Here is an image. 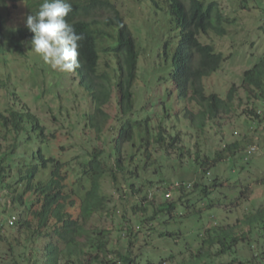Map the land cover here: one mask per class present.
I'll use <instances>...</instances> for the list:
<instances>
[{
    "label": "trees",
    "instance_id": "trees-1",
    "mask_svg": "<svg viewBox=\"0 0 264 264\" xmlns=\"http://www.w3.org/2000/svg\"><path fill=\"white\" fill-rule=\"evenodd\" d=\"M147 1L157 11L167 9L172 16L169 27L176 31L154 43V67L148 74L150 80L142 82L145 88L150 84L165 87V96L151 102L153 108L161 107L164 114L152 110L138 119L146 108L139 105L137 91L141 85L138 71L142 53L133 30L117 7L111 4L114 15L103 21L105 28L97 25V20L82 17L105 3L102 0H87L86 5L69 0L73 10L66 17L84 37L78 49L80 67L75 71L93 106L86 128H93L98 134L87 138L85 134H73L81 142L72 140L64 144L56 130L46 132V125L30 108L0 109V264H264V207L238 216L233 222L227 220L228 214L225 219L219 218L220 222L212 223L211 218L217 219L220 211L228 213L233 208H223L230 203L225 201L229 195L223 191L220 173L212 179L207 174L241 151L247 145L245 136L226 142L214 150L213 156H193L178 144L180 130L169 127L174 114L166 106L168 98L176 102L183 99L187 103L185 117L204 130L209 123L244 105L241 88L247 101L244 113L253 124L262 125L259 109L264 106V52L258 62L243 72L241 84H233L225 96L208 93L205 79L217 72L228 56L215 44L204 43L201 36L209 32L226 36V23L233 22V18L227 16L218 0ZM28 3L35 13L42 2ZM6 21L0 8V57L13 52L26 56L24 42L31 40L33 34L25 25L10 29ZM258 29L264 33V23ZM259 42L251 41L252 45ZM102 54L109 58L108 67L109 60L115 62L113 74L108 70L99 72ZM115 91L119 107L116 122L109 129L111 134H102L112 118L106 106ZM102 135L106 136L104 147L97 144ZM173 148L176 150L172 151ZM152 157L154 161L174 160L170 168L175 170L192 160L197 164V173L203 174L195 180L190 193H184L186 183H171L169 186L175 185L181 193L176 200H167L158 208L142 200L132 206L138 218L132 222H137L141 229L147 226L152 235L158 231L159 239L165 242V252L157 245L146 248L140 243L134 224L124 227L121 222L123 239H127L122 248L109 240L111 228L94 221L96 214L102 218L115 213L110 206L112 197L104 190L105 182L110 181L117 192L133 189L135 180L147 173V159ZM119 174L123 175V182ZM4 197H9L13 205L8 215L1 201ZM150 209L152 213L145 217ZM206 210H211L210 219L200 225L198 221ZM13 216L16 221L12 225L9 220ZM160 224L166 229L158 230ZM195 227L200 232L189 238V231ZM193 241L199 244L194 246ZM153 250L159 252L152 256ZM247 250L252 253L248 257L244 253Z\"/></svg>",
    "mask_w": 264,
    "mask_h": 264
},
{
    "label": "rangeland",
    "instance_id": "rangeland-1",
    "mask_svg": "<svg viewBox=\"0 0 264 264\" xmlns=\"http://www.w3.org/2000/svg\"><path fill=\"white\" fill-rule=\"evenodd\" d=\"M28 1L2 0L0 2V8L7 18L8 28L15 30L17 27L25 25L26 16L32 12ZM31 1L38 4L43 2V0ZM78 1L82 5L88 4L87 0ZM218 1L223 6L227 16L233 18V22L226 23L228 34L219 36L214 32H209L203 34L201 40L204 43L215 44L219 51L228 56L222 67L205 79V87L208 93L218 92L225 96L233 84H241L243 72L258 62L264 52V33L258 29L259 25L264 23V0ZM102 2L105 3L97 4L100 6L93 7L91 13L81 16L90 21L97 20L100 22L97 25L105 28L103 21L114 15V11L111 9V4H113L133 30L142 53L138 71V79L141 82L139 84L141 85L137 87V91L140 93L138 94L140 96L139 105L143 104L146 107L144 111L138 114V119L142 120L147 116L146 113L149 114L152 110L164 114L161 112V107L155 105L153 108L154 105L151 102L160 99L163 95L165 96V87L150 84L145 88L142 82L150 80L148 74L152 71L155 61L154 43L176 32L169 27L172 16L169 15L167 9L157 11L155 6L147 0H102ZM163 4L165 3L162 1ZM253 39H259L261 42L252 45ZM29 41L24 42L26 56L13 52L7 57L3 54L0 57V109L9 106L30 108L46 125V132L50 133L56 130L64 144H69L72 140L81 142V139L78 140V137L73 134H85L86 138L92 134H98L93 128H86L88 126L87 118L93 110V106L88 91L80 84L78 72L61 73L53 70L32 51ZM108 59L106 54L101 55L99 72L108 70L113 74L115 62L109 60L108 67ZM169 87L173 88V85H169ZM239 94L243 98L244 105L230 114L223 115L214 123H209L204 130L193 126L185 117V105L187 103L183 99L176 102L174 98H168L166 104L167 108H172L174 114L171 116L169 127L173 125L174 128L180 130L181 137L178 144L184 146L186 153H191L193 156L204 155L205 153H211L213 156L214 150L221 148L226 142H233L244 136L246 138L247 145L241 151L230 158L228 157L225 161H221L207 174V178L212 179L217 173H220L224 182L223 191L229 195L225 201L230 203V205H224L223 208H233L228 213L220 211L217 219L211 217L212 223L215 220L220 222L219 218L225 219L227 214L229 215L227 220L233 222L238 216L264 207V106L259 109L263 117L262 125L253 124L254 122L244 113V108L247 105L246 93L240 88ZM106 110L112 115V118L106 131L102 134H111L109 129L115 124V117L119 111L117 91L114 92ZM115 133L116 131L113 134ZM105 139L106 136L102 135V139H98L97 144L104 147ZM252 147L255 150L249 154V148ZM79 152H82V149ZM140 153L142 154L143 150ZM242 155L245 156L244 159L241 157ZM109 162L110 164L114 163L113 159ZM173 163L174 160L158 158L154 161V157L148 158L147 173H143L142 177L135 180L136 184L133 189L127 188L123 192H117L110 181L105 182L104 190L112 197L110 206L114 208L115 213L112 216L102 218L96 214L94 221H98L102 227L112 229V233L109 235L111 242H116L125 248L127 239H123V232L120 229L122 227L121 222L124 223V227L134 224L136 233L141 237V244L143 243L146 248L157 245V249L165 252V242L163 239H159L158 231L152 235V231L147 229V226L141 229L137 222H132L133 219H138L134 216L132 206L142 200L145 204L153 203V206L158 208L167 200H176L181 193L177 192L175 185L177 186L182 182L187 185L184 193H190L193 190L195 180L203 175L201 172L197 173L196 162L188 160L183 168L178 167L179 169L176 170L170 168ZM162 179L164 182L160 183ZM119 180L124 181L122 174H119ZM173 182H176L175 185L170 187L169 185ZM236 196H240V198H235ZM232 198H235L233 203H231ZM1 201L7 207L8 212L6 214L8 215L13 206L10 198L4 197ZM151 213L152 209L146 211L144 216L148 217ZM210 213L211 210H206L198 223L200 225L207 223L210 219ZM157 228L164 230L166 226L160 224ZM199 232V228L195 227L189 231L188 237L191 238ZM142 238H145L144 241ZM193 243L194 246H197L199 241H193ZM182 244H184V240L181 238L180 245ZM2 245L5 248L4 244ZM159 250H153L152 256ZM244 253L247 257L252 254L251 250ZM154 258L158 259V257Z\"/></svg>",
    "mask_w": 264,
    "mask_h": 264
},
{
    "label": "clouds",
    "instance_id": "clouds-1",
    "mask_svg": "<svg viewBox=\"0 0 264 264\" xmlns=\"http://www.w3.org/2000/svg\"><path fill=\"white\" fill-rule=\"evenodd\" d=\"M72 10L69 0H43L38 11L25 19L26 28L33 34L30 48L61 73H72L80 67L78 49L84 37L66 20Z\"/></svg>",
    "mask_w": 264,
    "mask_h": 264
},
{
    "label": "built area",
    "instance_id": "built-area-1",
    "mask_svg": "<svg viewBox=\"0 0 264 264\" xmlns=\"http://www.w3.org/2000/svg\"><path fill=\"white\" fill-rule=\"evenodd\" d=\"M250 149H251V150H249V153H251V151H252V153H253V151L255 150V148L253 149V147L250 148ZM15 221H16V217L13 216L12 218H10L9 223L13 225V224L15 223Z\"/></svg>",
    "mask_w": 264,
    "mask_h": 264
}]
</instances>
